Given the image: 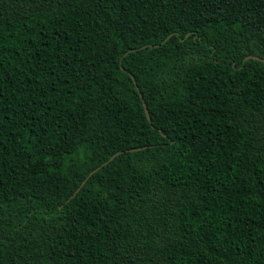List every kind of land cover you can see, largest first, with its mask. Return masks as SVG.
<instances>
[{"label":"trees","instance_id":"1","mask_svg":"<svg viewBox=\"0 0 264 264\" xmlns=\"http://www.w3.org/2000/svg\"><path fill=\"white\" fill-rule=\"evenodd\" d=\"M248 55L264 0H0V264H264Z\"/></svg>","mask_w":264,"mask_h":264},{"label":"water","instance_id":"2","mask_svg":"<svg viewBox=\"0 0 264 264\" xmlns=\"http://www.w3.org/2000/svg\"><path fill=\"white\" fill-rule=\"evenodd\" d=\"M254 58V59H258V60H261V61H264V57H261V56H258V55H248V56H246V59L247 58ZM133 78H134V80H135V82H136V79H135V77L133 76ZM137 88H138V90L140 91V88H139V86L137 85ZM143 96V95H142ZM144 106H145V109H146V113H147V115H148V118L149 119H151V117H150V113H149V110H148V107H147V104H146V101L144 100ZM137 149H139V148H131V149H129V150H131V151H134V150H137ZM121 151H119V152H117V153H115L109 160H107L105 163H107V162H109V161H111L113 158H115L119 153H120ZM104 163V164H105ZM99 168V167H98ZM97 168V169H98ZM94 173V171H92L90 174H89V176L90 175H92ZM88 178H86V180H87ZM86 180H84V182H86ZM84 182H83V184H84Z\"/></svg>","mask_w":264,"mask_h":264}]
</instances>
